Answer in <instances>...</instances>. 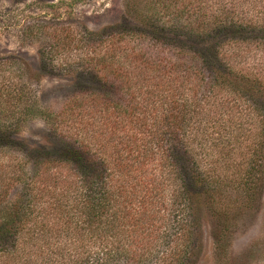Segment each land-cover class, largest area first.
<instances>
[{
  "label": "trees",
  "instance_id": "obj_1",
  "mask_svg": "<svg viewBox=\"0 0 264 264\" xmlns=\"http://www.w3.org/2000/svg\"><path fill=\"white\" fill-rule=\"evenodd\" d=\"M212 2L123 0L97 31L43 0L0 9V30L40 45L39 71L71 77L59 112L0 85V264L188 263L201 203L220 205L239 166L257 196L264 0ZM18 115L46 122L43 143Z\"/></svg>",
  "mask_w": 264,
  "mask_h": 264
},
{
  "label": "rangeland",
  "instance_id": "obj_2",
  "mask_svg": "<svg viewBox=\"0 0 264 264\" xmlns=\"http://www.w3.org/2000/svg\"><path fill=\"white\" fill-rule=\"evenodd\" d=\"M13 1L24 0H0V9L9 6ZM33 1L35 0H29ZM43 1L57 4L61 7L59 12L62 15L71 16L72 21L92 31L115 24L120 20L124 10L123 0ZM147 1L141 0L143 3ZM215 1L212 2L213 6ZM39 47V44L21 42L18 33L14 31L6 32L1 29L0 85L3 82L15 84L21 91L28 90L32 94L30 97L40 107L59 112L71 92L69 88L71 77L61 74L46 75L39 71ZM9 107L2 106L6 110L13 108ZM20 108L18 111L21 112ZM21 124L20 135L25 141L28 139L43 143L49 133L50 127L43 119H23ZM242 156L238 154L237 164L242 165L247 161V157L241 158ZM242 174L243 167L239 166L236 179L224 188L220 205L213 207L208 201L201 203L198 227L195 234L190 235L187 243L190 260L184 264H264V183L252 201H244L241 197L242 188H238L241 187L238 179Z\"/></svg>",
  "mask_w": 264,
  "mask_h": 264
}]
</instances>
